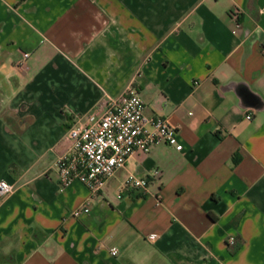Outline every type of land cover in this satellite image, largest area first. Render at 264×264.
Instances as JSON below:
<instances>
[{
  "label": "crops",
  "instance_id": "1",
  "mask_svg": "<svg viewBox=\"0 0 264 264\" xmlns=\"http://www.w3.org/2000/svg\"><path fill=\"white\" fill-rule=\"evenodd\" d=\"M262 41L264 0H0V264H264ZM130 85L182 149L60 190L67 130Z\"/></svg>",
  "mask_w": 264,
  "mask_h": 264
},
{
  "label": "built area",
  "instance_id": "2",
  "mask_svg": "<svg viewBox=\"0 0 264 264\" xmlns=\"http://www.w3.org/2000/svg\"><path fill=\"white\" fill-rule=\"evenodd\" d=\"M240 15V9L235 8L231 12L235 28L239 27ZM261 47L264 49V41ZM27 57V53L22 55L23 59ZM143 109L137 90L130 85L118 96L108 97L100 115L91 113L77 119L65 135L69 143L66 153L51 166L58 174L59 189L63 190L71 182L77 181L97 195L106 182L125 167L133 154L147 153L152 146L160 144L180 151L182 146L176 138L177 130L162 118H146ZM245 118L250 120L251 115ZM147 187V178L134 175H130L123 184V188L129 190L144 191ZM13 191V185L0 181V197H6ZM88 212L86 203L72 210L70 215L78 218ZM235 242L233 236L227 238L228 245L234 246ZM110 254L116 256L118 250L112 249Z\"/></svg>",
  "mask_w": 264,
  "mask_h": 264
},
{
  "label": "trees",
  "instance_id": "3",
  "mask_svg": "<svg viewBox=\"0 0 264 264\" xmlns=\"http://www.w3.org/2000/svg\"><path fill=\"white\" fill-rule=\"evenodd\" d=\"M243 91H246V89H243ZM250 94V93H249ZM247 96V95H246ZM253 99H255L256 101H258V98L257 97H255L254 95H253Z\"/></svg>",
  "mask_w": 264,
  "mask_h": 264
}]
</instances>
